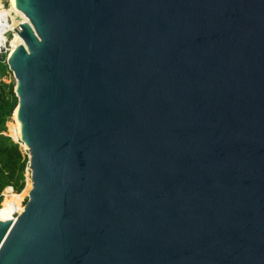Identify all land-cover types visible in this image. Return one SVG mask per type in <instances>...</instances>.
<instances>
[{"label": "water", "instance_id": "1", "mask_svg": "<svg viewBox=\"0 0 264 264\" xmlns=\"http://www.w3.org/2000/svg\"><path fill=\"white\" fill-rule=\"evenodd\" d=\"M15 1L0 264H264V0Z\"/></svg>", "mask_w": 264, "mask_h": 264}, {"label": "trees", "instance_id": "2", "mask_svg": "<svg viewBox=\"0 0 264 264\" xmlns=\"http://www.w3.org/2000/svg\"><path fill=\"white\" fill-rule=\"evenodd\" d=\"M8 73L10 71L5 62V56H2L0 57V78ZM17 104L18 98L14 93V83L0 82V218L2 219L13 217L14 211L13 209L10 212V201L4 199L2 201V196H12L15 198V204H19L30 192L32 184L26 185L28 155L22 152L19 143H15L10 136L3 134L6 133V123L11 118L13 121L12 115Z\"/></svg>", "mask_w": 264, "mask_h": 264}, {"label": "bare ground", "instance_id": "3", "mask_svg": "<svg viewBox=\"0 0 264 264\" xmlns=\"http://www.w3.org/2000/svg\"><path fill=\"white\" fill-rule=\"evenodd\" d=\"M10 5H11V7L6 9L5 7H3V5L1 4V1H0V38L3 40L5 39L4 31L9 30V29L13 30L14 27H18L20 25H30L31 24V22L28 20V18L21 12L17 1L10 0ZM12 13L15 15L21 16L22 20L20 19L21 21H19V20L15 19L14 16L12 15ZM15 17H17V16H15ZM15 37H19L22 40L23 44H25L23 38L15 31H13V34L10 38V41ZM10 49H11V45H10ZM13 121L15 123H17L18 129L20 132L19 135L21 136V139L24 142L23 134L21 132V127H20L19 121H18L17 117H15V115H13ZM24 144H25V142H24ZM26 148H27V146H26ZM31 188H32V184H31ZM23 209H24V207H23ZM9 218H14V216L9 217ZM9 218H6V219H9ZM0 219H2V218H0Z\"/></svg>", "mask_w": 264, "mask_h": 264}, {"label": "rangeland", "instance_id": "4", "mask_svg": "<svg viewBox=\"0 0 264 264\" xmlns=\"http://www.w3.org/2000/svg\"><path fill=\"white\" fill-rule=\"evenodd\" d=\"M0 1H1V4L3 5V7H5L6 9L11 7L10 0H0ZM12 15L14 16L15 19H17L19 21L22 20L21 16L15 15L13 13H12ZM15 16H17V17H15ZM8 35H10V37H11L12 33H8ZM0 82L9 84L10 82L15 83V80L13 78V75L10 72L5 77L0 78ZM5 134L10 136L14 140H17V141L21 142L22 143V145L20 146L21 150H22L23 153L27 154L28 150L24 146L25 144L22 142L21 136L19 135L20 132H19L17 123L12 121V118L6 123V133ZM28 184H31V179H30V174L26 171V185H28ZM10 189L12 190V188H10ZM15 193H17V192H15ZM3 199L10 201V204H11L10 212H12L13 209H14L13 214H15V213H20L21 212V210L23 209V207H24V205L26 203L27 196L25 198L24 204H23L24 198L22 199V201L19 204H15V202H14L15 198L12 197V196H4V197L2 196V201H3ZM0 204H1V201H0ZM13 216H15V215H13Z\"/></svg>", "mask_w": 264, "mask_h": 264}, {"label": "built area", "instance_id": "5", "mask_svg": "<svg viewBox=\"0 0 264 264\" xmlns=\"http://www.w3.org/2000/svg\"><path fill=\"white\" fill-rule=\"evenodd\" d=\"M8 33L13 34V30L9 29V30L4 31L5 39L3 40L0 38V57L5 56V62H6V59L9 55V53H10V50H11L10 49V38L11 37L8 35ZM24 201H25V199L23 200V204H24ZM13 215L17 216L18 213H15ZM15 216H14V218H15Z\"/></svg>", "mask_w": 264, "mask_h": 264}]
</instances>
